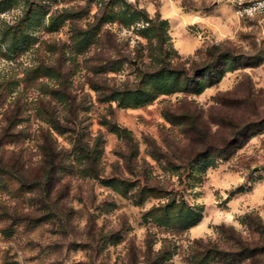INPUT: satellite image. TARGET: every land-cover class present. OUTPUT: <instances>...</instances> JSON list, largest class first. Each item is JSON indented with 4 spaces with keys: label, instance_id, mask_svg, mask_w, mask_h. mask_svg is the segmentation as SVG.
Masks as SVG:
<instances>
[{
    "label": "rangeland",
    "instance_id": "obj_1",
    "mask_svg": "<svg viewBox=\"0 0 264 264\" xmlns=\"http://www.w3.org/2000/svg\"><path fill=\"white\" fill-rule=\"evenodd\" d=\"M157 17L168 63L189 70L212 43L238 63L199 92L144 75ZM262 238L264 15L0 0V264H257L241 248Z\"/></svg>",
    "mask_w": 264,
    "mask_h": 264
},
{
    "label": "trees",
    "instance_id": "obj_2",
    "mask_svg": "<svg viewBox=\"0 0 264 264\" xmlns=\"http://www.w3.org/2000/svg\"><path fill=\"white\" fill-rule=\"evenodd\" d=\"M159 16V15H158ZM167 20L165 17H157L156 21L153 22L152 26L155 30L159 55L157 60L159 61L156 66L148 71H144L143 74L157 75L162 73H172L176 76H180L182 80L183 90L188 92H199L205 86L212 84L220 79L226 70L227 61L234 63L237 62V56L230 52L229 49L221 47L218 43H212L204 47L203 52L205 57L200 61L192 60L190 63V69L185 70L183 67H179V63H168L166 60L168 34L166 32ZM259 58L255 60H243L241 63L252 64L258 61ZM256 126V122H248L244 124V127L248 132H252L253 127ZM239 128V129H241ZM118 131L124 133L128 136V131L125 127L118 128ZM228 144H226L227 146ZM225 146V147H226ZM249 214H245V217H249ZM198 219L197 216H190L187 223H193ZM241 250L246 256L254 259L257 264L260 263V259L257 258L256 254L264 252V239L254 240L252 243L246 242L242 245ZM259 261V263H258Z\"/></svg>",
    "mask_w": 264,
    "mask_h": 264
},
{
    "label": "built area",
    "instance_id": "obj_3",
    "mask_svg": "<svg viewBox=\"0 0 264 264\" xmlns=\"http://www.w3.org/2000/svg\"><path fill=\"white\" fill-rule=\"evenodd\" d=\"M240 15H264V0H233Z\"/></svg>",
    "mask_w": 264,
    "mask_h": 264
}]
</instances>
